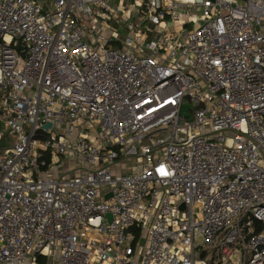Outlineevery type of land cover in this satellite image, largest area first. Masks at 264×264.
<instances>
[{
  "label": "built area",
  "instance_id": "1",
  "mask_svg": "<svg viewBox=\"0 0 264 264\" xmlns=\"http://www.w3.org/2000/svg\"><path fill=\"white\" fill-rule=\"evenodd\" d=\"M0 264H264V0H0Z\"/></svg>",
  "mask_w": 264,
  "mask_h": 264
},
{
  "label": "rangeland",
  "instance_id": "2",
  "mask_svg": "<svg viewBox=\"0 0 264 264\" xmlns=\"http://www.w3.org/2000/svg\"><path fill=\"white\" fill-rule=\"evenodd\" d=\"M131 162H133L132 161V159H130V161H126V163L128 164V165H130L131 164ZM132 165V164H131ZM128 167V166H127ZM127 167H125V168H127ZM127 170H123V172H126Z\"/></svg>",
  "mask_w": 264,
  "mask_h": 264
},
{
  "label": "water",
  "instance_id": "3",
  "mask_svg": "<svg viewBox=\"0 0 264 264\" xmlns=\"http://www.w3.org/2000/svg\"><path fill=\"white\" fill-rule=\"evenodd\" d=\"M20 48H22V47H20ZM51 126H52V125H51L50 123H48V124H46L45 127H46V128H50ZM110 196H111V195H108L107 198L110 197ZM109 217H110V216H109Z\"/></svg>",
  "mask_w": 264,
  "mask_h": 264
}]
</instances>
